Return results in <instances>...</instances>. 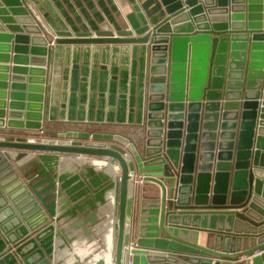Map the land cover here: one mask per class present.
<instances>
[{"label": "water", "instance_id": "1", "mask_svg": "<svg viewBox=\"0 0 264 264\" xmlns=\"http://www.w3.org/2000/svg\"><path fill=\"white\" fill-rule=\"evenodd\" d=\"M138 1L136 27L59 29L52 40L145 43L144 138L137 145L120 132L70 129L28 140L0 128V197L14 220L0 227V264L79 260L72 242L99 229L86 198L104 203L103 189H113L110 255L96 256L98 244L73 264H264V0ZM52 40L25 0H0V126L50 133L42 121ZM26 150L40 163L15 164ZM60 153L99 156L115 177L86 173L90 160L61 177ZM135 175L159 186L148 196L163 235L153 248L128 231ZM203 211L245 221L237 230L252 233V243L228 252L195 243Z\"/></svg>", "mask_w": 264, "mask_h": 264}, {"label": "crops", "instance_id": "2", "mask_svg": "<svg viewBox=\"0 0 264 264\" xmlns=\"http://www.w3.org/2000/svg\"><path fill=\"white\" fill-rule=\"evenodd\" d=\"M27 5L40 22L43 32L51 40L55 30L65 29L72 32L85 30L94 32L97 29L133 28L143 21L142 11L138 0H25ZM49 61L46 74V89L43 104V128L50 131L41 134L34 129L19 127L12 128L8 133L14 135L41 138H58L59 133L65 130H96L114 131L127 134L138 143V136L144 138L145 129V102H146V70L147 54L145 43L131 42H55L51 41ZM9 65L12 64L11 58ZM0 129V134H1ZM22 150L18 149L17 151ZM16 149H8L16 154ZM56 172L61 177L80 171V164L90 160V166L82 167L86 173L92 169L100 170L103 174L115 177V167L99 156L59 154ZM35 151L26 150L25 155L16 163L31 166L40 163ZM99 162V163H98ZM102 162V163H100ZM20 165V166H21ZM101 166V167H100ZM92 167V168H90ZM38 167L36 168V170ZM90 169V170H89ZM43 175L35 176L41 181ZM99 179H102L99 176ZM46 183L43 180L39 186ZM76 182L74 181L73 184ZM72 185V184H71ZM104 203L93 205L91 194L86 198L85 213H91L96 207L98 230L79 234V240L72 242L73 250L79 260L69 256L64 264H73L88 254L92 247L103 244L101 231L112 228L115 220L113 205V189H103ZM159 192V186L149 179H136L130 186L131 211L127 220L130 236L137 235L143 240L145 246L155 247L156 238H162L161 232L155 231L154 207L148 196ZM64 196V195H63ZM10 201L8 200V203ZM87 208V209H86ZM10 208L0 197V227L6 229L14 220L10 216ZM59 212V210L57 211ZM204 212V211H203ZM220 213L205 211L200 213L201 222L198 223L194 242L202 246H214L216 242L223 243V250L235 251L249 246L254 235L245 234L238 227H243L245 221L228 220L219 217ZM235 219V217H234ZM105 221V223H104ZM165 226V224H164ZM88 228L89 225H87ZM108 229V228H107ZM1 231V230H0ZM87 231V230H86ZM113 237V232H112ZM131 238V239H132ZM58 240L55 238L54 243ZM9 244V243H8ZM104 245V244H103ZM109 246V245H108ZM12 245H9V249ZM264 248V247H263ZM84 251L83 254H80ZM68 250L63 251V254ZM99 254L98 252H96ZM96 254V255H97ZM243 255L231 259H241Z\"/></svg>", "mask_w": 264, "mask_h": 264}, {"label": "bare ground", "instance_id": "3", "mask_svg": "<svg viewBox=\"0 0 264 264\" xmlns=\"http://www.w3.org/2000/svg\"><path fill=\"white\" fill-rule=\"evenodd\" d=\"M99 163V162H98ZM100 163H102V162H100ZM104 223H105V221H104ZM106 224V223H105ZM104 224V225H105ZM104 225L102 226V228H103V234H102V236H105V235H107V236H109L110 238L109 239H107V238H103L102 240H103V244L101 245L102 247L100 248V250H98L97 252L99 253V254H97L96 256H100V255H103V256H106V255H110V250H111V248H112V240H113V237H112V232H113V229L111 228V230H110V228H109V226L108 227H106V229H105V227H104ZM108 228V229H107ZM98 245V244H97ZM96 245V246H97ZM109 245V246H108ZM215 246V248L217 249V250H219V249H222L224 246H223V243H221V242H216V244L214 245ZM84 253V251H82L80 254H83ZM86 256V255H85ZM89 264H92V260H89Z\"/></svg>", "mask_w": 264, "mask_h": 264}, {"label": "built area", "instance_id": "4", "mask_svg": "<svg viewBox=\"0 0 264 264\" xmlns=\"http://www.w3.org/2000/svg\"><path fill=\"white\" fill-rule=\"evenodd\" d=\"M30 139H31V138H30ZM242 257H244V256H242ZM242 257H241V258H242Z\"/></svg>", "mask_w": 264, "mask_h": 264}]
</instances>
